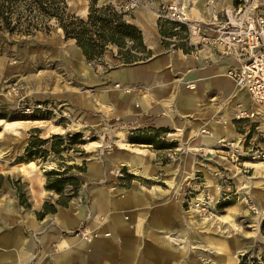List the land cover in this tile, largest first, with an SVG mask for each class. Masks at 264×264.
<instances>
[{"label":"rangeland","instance_id":"obj_1","mask_svg":"<svg viewBox=\"0 0 264 264\" xmlns=\"http://www.w3.org/2000/svg\"><path fill=\"white\" fill-rule=\"evenodd\" d=\"M65 1L69 13L82 18L87 15L89 0ZM121 2L111 5L127 16L129 12L121 9ZM97 6L100 7L99 0ZM48 25V31H36L31 36L0 33V264H239L242 257H246L247 264H252L253 259L264 264V230H261L264 206L261 209L257 205L256 215L242 202L247 196L255 203L249 186L263 191L264 178L255 179L248 167L246 172L241 167L240 177L236 179L225 173L215 175L220 170L217 169L212 181L205 183L196 167L193 173H187L193 166L190 162L183 163V169L180 167L184 170L182 175L177 174L181 151L176 146L168 149L163 162L169 168L165 177L156 175L155 179H146L151 178L148 171L140 173L133 168L134 174L123 171L117 182L108 186L113 201L119 198L116 194L119 187L131 191L158 187V191L165 192L166 218L151 215L154 202L145 205L141 197L135 209L117 214L119 227L114 226V210L99 214L97 230L87 228L89 218L77 228L62 229L55 214L45 216L39 230L26 225L32 212L41 211L44 202L54 204L57 199L56 194H49L52 192L37 193L31 185V173L57 170V163L85 167L97 154L100 158L102 149H111L116 139L111 121L100 123V134H82V121L72 111L75 108L56 96L66 86L78 89L83 86L65 64L70 48L61 30L52 21ZM32 129L39 130L37 138L49 142L53 136L80 133L85 144L63 151L64 161L49 152L45 160L29 162L28 169L27 163L17 159L31 139ZM98 140L102 143L99 147ZM64 142H68L67 138ZM44 148L50 151V143ZM40 162L44 165H39ZM70 174L82 182L83 173L72 170ZM205 191L212 196V203L203 210L194 208L195 198ZM219 194L225 200L214 206ZM109 223L114 227L104 230ZM78 230L90 231L93 236L84 240L77 234ZM100 236H112L115 240L96 249L93 240ZM223 248L226 254L221 258Z\"/></svg>","mask_w":264,"mask_h":264},{"label":"crops","instance_id":"obj_2","mask_svg":"<svg viewBox=\"0 0 264 264\" xmlns=\"http://www.w3.org/2000/svg\"><path fill=\"white\" fill-rule=\"evenodd\" d=\"M164 1L155 0L147 8H138L125 16L127 22L141 32L143 44L151 53V57L145 61L124 65L116 59V48L110 46L100 63H89L73 40L64 39L70 48L65 64L83 89L66 86L56 96L75 108L72 111L82 121V134H100V123L111 121L116 139L111 149L100 151V158L97 154L96 158L85 163L82 187L77 197L66 208L57 207L55 216L62 229L72 230L74 226L77 228L89 218L87 228L97 230L96 218L99 214L113 210L114 226L119 227L121 222L117 214L121 210L135 209L137 200L141 197L145 205L154 202L151 215L166 218L167 207L163 199L165 192L158 191V187L154 190L143 188L144 191L119 187V192H116L119 198L114 201L111 198L108 186L114 185L123 171L128 173L133 168L140 173L148 171L151 178L146 179H155L156 175L165 177L169 171L167 163H163L168 156V149L156 150L149 144H135L127 140L136 130L146 135L159 131L161 140L174 143L180 149L178 168L183 169L185 162L192 163L193 166L191 170L187 169V173H193L196 167L205 183L212 181V174L217 169L222 170L227 177L235 176L236 179L240 177V168L248 167L255 174V179L264 178V164L248 161L245 164L253 165L236 164L231 152L221 149L217 144L219 139H225L235 143V146L263 149L264 106L255 104L246 90L236 88L234 82L227 77L226 72L230 68L239 66L236 60L219 57L215 50H201L195 57L189 50L184 52L175 47L170 51L167 46H163L156 11ZM120 2L99 0V6L117 5ZM232 3L233 0L219 1L214 6L217 16L220 17L223 10ZM259 13L264 15V7L259 8ZM191 15L195 20H211L205 0L194 2ZM240 111L247 112L251 117L236 120L235 115ZM202 130L209 133L203 134ZM100 140L97 147L102 144ZM25 166L28 168V163ZM181 169L176 173L182 175L184 170L182 172ZM245 170L246 168L243 172ZM31 174L33 189L37 193L45 191L44 175L34 172ZM249 188L252 199L262 209L264 197L261 195H264V187L261 188L263 191ZM41 203L37 202L38 205ZM41 221L32 212L26 225L36 231L39 230ZM114 226L109 223L104 230ZM114 240L112 236H100L93 240V247L99 249ZM225 254L226 250L223 248L221 258Z\"/></svg>","mask_w":264,"mask_h":264},{"label":"trees","instance_id":"obj_3","mask_svg":"<svg viewBox=\"0 0 264 264\" xmlns=\"http://www.w3.org/2000/svg\"><path fill=\"white\" fill-rule=\"evenodd\" d=\"M51 21L61 30L65 40L75 42L89 63H100L110 46L116 48V59L124 65H132L151 57L150 51L143 44L138 28L128 23L125 13L111 4L98 7L97 0H89L88 13L82 18L67 11L65 0H0V33L31 36L36 31H48V24ZM157 26L162 38L172 34L173 27L167 22L158 20ZM183 34L184 29L178 35L184 37ZM162 44L167 46L164 41ZM176 47L184 52L189 50L185 44H179ZM30 133L31 139L22 156L17 159L19 162L45 160L49 152L58 156L60 161H64L61 156L63 151L69 147L85 144L80 133L53 136L51 142L37 138L38 129H32ZM159 137V131L146 135L136 130L127 140L135 144H149L156 150L175 147L174 143L164 142ZM64 138H67V143L64 142ZM47 143H50V151L44 148ZM57 164V170L51 169L43 174L45 177L44 190L56 194L57 199L54 204L43 203L41 211L35 212L37 220H42L49 214H55L57 207L66 208L70 201L77 197L82 187L81 181L70 172L76 170L84 173V165ZM18 196L19 199L22 198L20 190H18ZM261 230H264V219L261 223ZM246 261V257H242L239 264H247ZM251 263L257 264L254 259Z\"/></svg>","mask_w":264,"mask_h":264},{"label":"built area","instance_id":"obj_4","mask_svg":"<svg viewBox=\"0 0 264 264\" xmlns=\"http://www.w3.org/2000/svg\"><path fill=\"white\" fill-rule=\"evenodd\" d=\"M155 0H122L121 9L131 12L138 8H147ZM196 0H165L156 11L157 21H165L172 25V34L163 37L168 50H174L179 44H185L196 57L201 50H215L219 57L232 58L239 63L238 67L230 68L226 75L236 88L246 90L251 100L264 106V15L259 8L264 7V0H233L230 7L223 10L218 17L214 6L221 0H205V6L211 14L209 22L192 18L191 9ZM184 29V37L179 32ZM251 117L247 112L240 111L235 115L236 120ZM201 133L209 132L202 130ZM217 144L221 149L231 152L234 163L244 165L245 161L264 164V148L235 146L233 142L219 139ZM220 170L215 175H223ZM217 188H219L217 186ZM218 190V189H217ZM219 194L214 206L225 198ZM247 209L258 215L259 210L247 196L242 198ZM212 203L208 191L197 196L193 206L205 209ZM84 240L93 236L90 231L77 233Z\"/></svg>","mask_w":264,"mask_h":264},{"label":"water","instance_id":"obj_5","mask_svg":"<svg viewBox=\"0 0 264 264\" xmlns=\"http://www.w3.org/2000/svg\"><path fill=\"white\" fill-rule=\"evenodd\" d=\"M39 165L43 166V165H44V163L40 162V163H39Z\"/></svg>","mask_w":264,"mask_h":264},{"label":"bare ground","instance_id":"obj_6","mask_svg":"<svg viewBox=\"0 0 264 264\" xmlns=\"http://www.w3.org/2000/svg\"><path fill=\"white\" fill-rule=\"evenodd\" d=\"M191 87H192V86H191ZM191 87H190V88H191Z\"/></svg>","mask_w":264,"mask_h":264}]
</instances>
